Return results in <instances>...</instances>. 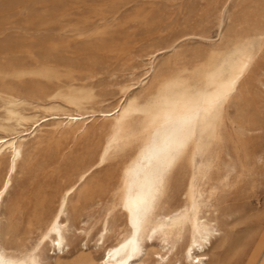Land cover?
<instances>
[{
  "label": "bare ground",
  "instance_id": "obj_1",
  "mask_svg": "<svg viewBox=\"0 0 264 264\" xmlns=\"http://www.w3.org/2000/svg\"><path fill=\"white\" fill-rule=\"evenodd\" d=\"M225 14L223 9L218 40H224ZM260 22L251 30L253 40L239 37L228 52L210 50L205 62L192 66L169 70L163 64L158 69L154 60L160 49L154 50L144 78L158 76L156 84L144 88L142 96L122 88L119 101L106 111L94 109L92 88L77 83L81 75L73 74L71 83L63 84L50 69L16 68L20 71L8 73L7 66L1 67L3 77L41 78L53 87L45 93L35 89L33 96L0 88V212L15 175L28 171L41 145L59 159L87 124L103 122L97 129L102 138L81 143L74 154L76 163L54 189L44 231L35 245L22 247L15 241L12 221L0 222L3 264H204L212 240L222 232L226 197L246 191L264 158V148L254 144L235 153L225 146L234 123L229 110L245 119L247 90L264 60L263 16ZM167 48L174 51L176 45ZM146 82L140 79L139 85ZM45 129L49 131L42 135ZM236 130L250 135L255 128L240 121ZM61 133L70 136V144L53 141ZM34 140L36 144H31ZM87 203L96 205L100 216L94 249L84 246L71 252L72 231L89 233L75 228ZM14 204L15 200L9 210ZM130 241L138 250L133 251ZM44 244L53 252L49 262L42 258ZM258 260L247 264H264Z\"/></svg>",
  "mask_w": 264,
  "mask_h": 264
},
{
  "label": "rangeland",
  "instance_id": "obj_2",
  "mask_svg": "<svg viewBox=\"0 0 264 264\" xmlns=\"http://www.w3.org/2000/svg\"><path fill=\"white\" fill-rule=\"evenodd\" d=\"M228 1L0 0V72L5 66L4 70L8 73L19 68L21 71L34 69L33 72L50 69L57 72L63 84H70L73 74L81 75L77 83L92 88L94 109L106 111L119 101L122 88L129 87L131 92L142 96L147 88L156 84L158 76L152 80L144 78L148 57L154 50L160 49L155 54V67L161 68L164 64L171 70L179 65L192 66L205 62L210 50L228 52L239 37L253 40L251 30L260 25L261 16L264 17V0ZM223 9L226 10L224 40H218L217 25ZM170 45H176L174 51L167 48ZM140 79L147 81L146 86L139 85ZM18 81L12 76L3 77L0 74L1 89L16 88L14 91L23 96H33L35 89L45 93L53 87L41 78L25 76ZM18 87H22V90ZM244 106L246 114L243 120L238 118L236 111L229 110L234 123L231 132L226 135L225 146L233 153L248 149L250 144L264 148V60L247 90ZM240 121L255 128L252 134L236 130ZM102 125L99 119L87 124L86 131L59 159L47 152L46 145H41L30 160L28 171L15 175L12 187L4 198L0 222L7 224L12 221L15 241L22 247H32L39 240L45 228L54 189L67 175L70 166L76 163L74 154L81 148V143L93 144L102 138V134L97 132ZM48 131L45 129L42 135ZM53 141L64 145L70 144L71 138L61 133ZM31 144H36V141ZM263 161L264 158L261 168L244 193L226 197L225 213L220 218L222 232L219 239L212 240L210 255L204 264H247L252 260H264ZM18 196L23 197L20 202L16 199ZM14 200L15 204L9 210ZM95 208L96 205L92 203L84 205L80 222L75 228L87 229L89 233L85 236L81 229L72 231L71 252L84 246L94 249L100 218ZM42 251L43 260L49 262L53 256L51 247L44 244Z\"/></svg>",
  "mask_w": 264,
  "mask_h": 264
},
{
  "label": "snow or ice",
  "instance_id": "obj_3",
  "mask_svg": "<svg viewBox=\"0 0 264 264\" xmlns=\"http://www.w3.org/2000/svg\"><path fill=\"white\" fill-rule=\"evenodd\" d=\"M244 67H247V65H244ZM172 159H174V157ZM170 163H171V161H169V166H170ZM57 243H59V240L57 241ZM129 243L133 244V251L138 250V245H136L134 241H130ZM121 247H127V245H122ZM0 264H3V258L2 257H0ZM33 264H35V261H33Z\"/></svg>",
  "mask_w": 264,
  "mask_h": 264
}]
</instances>
